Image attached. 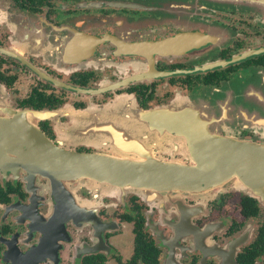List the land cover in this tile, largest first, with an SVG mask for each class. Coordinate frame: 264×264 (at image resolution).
<instances>
[{
	"label": "flooded vegetation",
	"instance_id": "flooded-vegetation-1",
	"mask_svg": "<svg viewBox=\"0 0 264 264\" xmlns=\"http://www.w3.org/2000/svg\"><path fill=\"white\" fill-rule=\"evenodd\" d=\"M0 135V264H264V178L86 170L264 149V0H0Z\"/></svg>",
	"mask_w": 264,
	"mask_h": 264
},
{
	"label": "water",
	"instance_id": "water-1",
	"mask_svg": "<svg viewBox=\"0 0 264 264\" xmlns=\"http://www.w3.org/2000/svg\"><path fill=\"white\" fill-rule=\"evenodd\" d=\"M190 104L175 106L172 109H162L149 113H140L141 118L163 120H186L181 114L193 112ZM184 127H190L185 125ZM7 136L0 135L1 144H12ZM34 143L43 148L51 144L43 135L34 134ZM223 157L217 163L201 164L197 167L178 166H96L86 169L89 175L98 178H118L125 185H141L146 177V186L163 188H208L228 180L237 178L251 185L264 178V149L241 144H230L222 152Z\"/></svg>",
	"mask_w": 264,
	"mask_h": 264
}]
</instances>
